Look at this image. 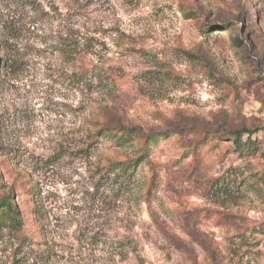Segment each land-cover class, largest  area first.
Segmentation results:
<instances>
[{
  "label": "rangeland",
  "instance_id": "1",
  "mask_svg": "<svg viewBox=\"0 0 264 264\" xmlns=\"http://www.w3.org/2000/svg\"><path fill=\"white\" fill-rule=\"evenodd\" d=\"M0 264H264V0H0Z\"/></svg>",
  "mask_w": 264,
  "mask_h": 264
},
{
  "label": "trees",
  "instance_id": "2",
  "mask_svg": "<svg viewBox=\"0 0 264 264\" xmlns=\"http://www.w3.org/2000/svg\"><path fill=\"white\" fill-rule=\"evenodd\" d=\"M103 108H100L98 110L97 114V121L96 125L101 126L100 132L103 134L106 132L111 133L114 137H117L119 146H125L126 143H128L131 139H136L138 143L141 144V140L144 141L146 136L144 134L140 133V129H138L136 126H133V128L136 129L135 136H131L129 134V137L127 136L128 130H130V127H128L125 124H117L116 128H110L108 126V123H106V120L104 118V112L101 111ZM114 131V132H113ZM119 131H124L123 133L117 134ZM243 133H249L252 134L253 130H250L248 128H242L236 131V134L238 136H241ZM140 140V141H139ZM138 153L139 155L137 157H134L132 160L128 161L131 165L135 164L137 165L140 161L144 160L147 155H148V149L145 148H138ZM129 164V165H130ZM3 206H6L8 209H10V220L13 222L14 225L20 224L21 219L19 218V209L16 207L13 202L11 201V196H10V201L5 200V202L2 203Z\"/></svg>",
  "mask_w": 264,
  "mask_h": 264
}]
</instances>
